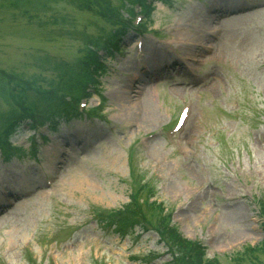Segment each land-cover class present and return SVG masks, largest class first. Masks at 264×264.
I'll return each instance as SVG.
<instances>
[{"label": "rangeland", "instance_id": "1", "mask_svg": "<svg viewBox=\"0 0 264 264\" xmlns=\"http://www.w3.org/2000/svg\"><path fill=\"white\" fill-rule=\"evenodd\" d=\"M109 1L128 16L125 0ZM258 1L205 25L217 0H154L148 29L135 38L130 29L120 49L105 56L86 105H99L101 117L59 119L56 130L45 131L47 141L38 138L34 156L26 126L11 137L23 153H0V205L2 190L22 195L0 210V264H173L168 237L155 228L166 220L221 264H264ZM112 28L78 0H0V69L48 88L58 67L77 64ZM203 29H216V37L194 51L190 43L202 41ZM156 51L167 61L180 56L186 67L133 91L134 75L149 70L147 56ZM182 105L188 114L179 127ZM8 107L0 91V111ZM134 192L143 216L117 231V217L107 213L133 209Z\"/></svg>", "mask_w": 264, "mask_h": 264}, {"label": "trees", "instance_id": "2", "mask_svg": "<svg viewBox=\"0 0 264 264\" xmlns=\"http://www.w3.org/2000/svg\"><path fill=\"white\" fill-rule=\"evenodd\" d=\"M78 1L85 8L94 9L108 20L113 28L106 36L100 38L99 44L89 48L87 46L85 54L79 61L77 60V64L58 67L57 80H49L48 88H42L39 83H36L35 78L21 81L16 79L14 73L9 74L0 69V91L9 106L7 111H0V152L5 156L11 155L15 150L23 153L21 148L14 147L10 141L22 126L33 129L46 124L52 128L56 125L59 113L65 117L76 115L77 102L81 97L90 95L91 87L98 86L96 78L105 70L96 48H102L107 55H111L121 47L120 34L123 33V28L127 24L122 16V6L112 5L109 0ZM125 2L127 5L124 9L128 10V15H132L133 5L138 3L146 19H149L151 6L148 0H125ZM93 110L95 109L92 108L91 111ZM133 195V209L127 205L122 208L124 210L118 209L115 213L110 210L111 212L107 213L108 216H113L112 219L117 217L116 226H121L117 227V231L124 232L122 226L135 223L137 217L143 216L135 201V192ZM166 234L170 238L168 239L171 246L178 253L177 259L180 264H218L216 259L205 258L204 249L199 243L179 237L173 227L166 230ZM262 242L264 243V238Z\"/></svg>", "mask_w": 264, "mask_h": 264}, {"label": "bare ground", "instance_id": "3", "mask_svg": "<svg viewBox=\"0 0 264 264\" xmlns=\"http://www.w3.org/2000/svg\"><path fill=\"white\" fill-rule=\"evenodd\" d=\"M247 1V0H245ZM243 2L242 4H239V3H234L232 0H217V3L219 5V8H215L214 11H211L208 16L205 17V25H208L209 23L211 22H214L217 20V17H218V13L220 12H237V11H241V10H245V9H248L249 7H252L253 5H256L257 3H262L261 1H254V0H249L247 2ZM216 29H211V31L209 29H203L202 30V34H201V37H202V41L200 40H197V39H200V37H197V39L195 40L194 43H190V46L193 44L194 46V51H197L199 50L198 48H204V46H206L205 44V41L207 39H211V37H215L216 36ZM220 41L216 42V48L220 49L224 46V39L221 38L220 36ZM187 44V49H189V42H185ZM198 47V48H197ZM213 55H215V53H212ZM176 62L174 60H169L167 61L165 58H163L161 56V53L160 52H154V53H149V55L147 56V61L149 62L150 66H149V70H147V68H141L140 73L137 74V75H134L135 78H134V82L137 84V85H133L132 86V89L134 91L135 88H138L139 85H143V86H146V81H152L154 79V77H158V76H154V75H159L160 77H164L165 75L169 74L170 77L172 76V73H175V74H178L181 72V70L186 67V65H182V61H180V58L176 57ZM194 61V59H193ZM170 64V67H173V69H175L174 71L173 70H170L167 68V64ZM175 64V65H174ZM178 64V65H177ZM174 65V66H172ZM178 66V67H177ZM147 70V71H146ZM210 76V73H206L205 74V77H208ZM150 90V89H149ZM126 99H132V96L131 94H127L125 92H123ZM151 94V93H150ZM134 97V96H133ZM126 109V108H125ZM125 113H128V111H125ZM123 113V114H125ZM135 114V112H134ZM16 196V193L14 192H10L9 196L6 198V202L4 203V206L7 205L8 202H10L14 197ZM2 209V208H1ZM0 209V210H1Z\"/></svg>", "mask_w": 264, "mask_h": 264}]
</instances>
